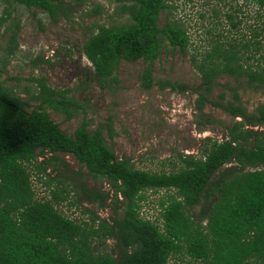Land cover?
I'll use <instances>...</instances> for the list:
<instances>
[{"label":"trees","instance_id":"obj_1","mask_svg":"<svg viewBox=\"0 0 264 264\" xmlns=\"http://www.w3.org/2000/svg\"><path fill=\"white\" fill-rule=\"evenodd\" d=\"M3 1L38 9L54 22L68 14L63 0ZM113 1L123 5L128 21L100 28L85 43L84 54L103 87L116 79L122 60L143 59L149 63L143 83L151 89V66L166 42L187 54L190 37L175 19L167 18L161 25L170 0ZM238 1L230 0V5ZM248 1L258 7L259 22L250 39H225L201 59H193L206 94L221 76L264 91V0ZM227 18L232 28L240 26L232 14ZM162 85L186 89L181 84ZM233 98L213 103L240 119L228 129L227 139H205L200 156H182L180 170L165 173L138 169L129 158L119 159L102 131H91L85 122L73 136L64 132L46 112L51 107L68 119L79 112L78 103L64 93L42 82L39 109L29 113L22 100L0 83V264H171L179 256L200 264H264V104L249 112L238 92ZM206 102L201 94L198 109L203 110ZM59 154L72 155L88 176L109 183L116 201L111 221L89 211L93 223H81L58 210L78 193L77 187L88 201L99 200L100 208L107 207L110 194L96 190L93 198L83 184L71 182L51 189L49 199L36 198L30 168L36 165L46 173L54 161L62 162ZM52 181L45 185L51 188ZM160 190L175 191L160 203L162 224L141 215L146 192ZM77 202L81 204L80 199ZM201 205L196 215L194 209ZM110 240L115 242L112 253L103 249Z\"/></svg>","mask_w":264,"mask_h":264},{"label":"rangeland","instance_id":"obj_2","mask_svg":"<svg viewBox=\"0 0 264 264\" xmlns=\"http://www.w3.org/2000/svg\"><path fill=\"white\" fill-rule=\"evenodd\" d=\"M63 1L68 14L54 22L38 9L29 10L0 0V83L22 100L29 113L39 109L37 97L42 82L77 102L80 110L72 119L54 108H46L50 118L68 135L73 136L85 122L91 131H102L106 144L119 159L129 158L138 169L171 173L180 170L182 156H200L205 139L222 142L228 137V129L236 120L240 121L213 103L233 101L234 92H238L240 103L249 112L264 104L263 90L223 76L216 80L213 91L206 94L201 88V75L193 66L195 57L201 59L225 39H250L252 29L259 25L258 7L254 3L170 0L171 8L162 14L161 25L167 18L177 20L186 29L190 46L187 54H183L166 42L161 56L151 66L153 86L147 89L143 74L149 63L143 59L122 60L116 79L103 87L84 54L85 43L100 28L128 21L123 5L113 0H84L81 4L77 0ZM227 14H232L235 22L241 21L237 29L232 28ZM162 83L181 84L186 89L164 88ZM201 94L207 97L203 110L197 107ZM59 157L62 162L54 161L46 173H41L36 165L30 168L36 198L49 199L51 189H61L71 182L83 184L93 198L96 190L110 194L107 207L100 208L99 200L88 201L82 188L77 187L78 193H72L58 210L81 223H93L94 216L89 211L111 221L116 201L109 183L88 176L86 167L72 155L59 154ZM42 160L39 158V162ZM49 179L53 180L51 188L45 185ZM174 194L173 190L146 192L141 215L162 224L160 203ZM201 207H195L196 215ZM114 248L113 240L103 246L109 253ZM170 263L200 264L191 263L186 256L171 259Z\"/></svg>","mask_w":264,"mask_h":264}]
</instances>
